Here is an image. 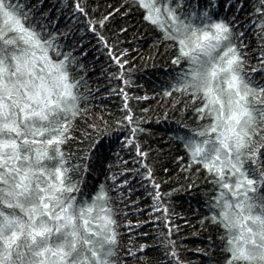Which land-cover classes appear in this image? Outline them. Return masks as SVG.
Returning a JSON list of instances; mask_svg holds the SVG:
<instances>
[{
  "label": "snow or ice",
  "instance_id": "snow-or-ice-1",
  "mask_svg": "<svg viewBox=\"0 0 264 264\" xmlns=\"http://www.w3.org/2000/svg\"><path fill=\"white\" fill-rule=\"evenodd\" d=\"M44 3L0 0V264H151L145 251L157 247L164 259L155 264H193L181 258L186 250L182 226L170 219L166 203L172 193L161 191L168 181L157 182L155 176L160 161L148 162L154 151L161 153L144 150L138 139L150 109H140L144 115L137 116L125 90L133 83L134 68L125 58L128 49L120 47L128 28L116 20L140 10L143 21L159 33L153 47L165 44L166 52H176L173 65H187L163 90L164 97H190L175 121L179 130L169 137L187 157L186 164L185 156L176 157L181 171L195 180L205 170L206 181L219 189L207 204L211 215L198 223L201 229L207 224L224 230L218 238L226 239L220 249L226 255L214 260L203 249L196 251L209 264H264V0H251V14L244 16L249 0H122L106 4L103 11L100 0H65L57 11L70 7L74 19L59 30V15L53 20ZM86 35L96 41L92 48L98 45L119 68L107 77L123 85L111 88L123 97L124 113L112 123L127 133L122 147L136 153L131 169L117 154L108 170L124 171L106 176L90 192L85 187L93 155L112 134V125L92 111L100 89L87 84ZM253 58L255 66L249 63ZM71 144L85 146L73 150ZM125 175L139 176L145 190L151 184L149 216L164 224L156 230L158 243L133 244L130 233L138 225L119 223L128 213L118 205L139 203L127 204L132 192L125 196L123 189H131V182L118 183ZM125 235L129 240L122 246Z\"/></svg>",
  "mask_w": 264,
  "mask_h": 264
},
{
  "label": "trees",
  "instance_id": "trees-1",
  "mask_svg": "<svg viewBox=\"0 0 264 264\" xmlns=\"http://www.w3.org/2000/svg\"><path fill=\"white\" fill-rule=\"evenodd\" d=\"M64 2L65 0H45L44 3L45 11L51 9L53 20L59 15L57 30L71 24L74 19V17L69 15L70 7L66 8L62 13H58L57 9ZM68 2L70 3V0ZM120 2L122 0H100V10L103 11L106 4L118 5ZM251 11V0H249L248 12L241 13V16L250 15ZM228 14L230 16L231 12ZM142 17L143 10H140L134 12L133 15L126 19L118 17L116 20V25L128 28L127 33L120 37L121 40L125 41L120 47L128 49L130 55L125 58L133 61L131 65L134 68L131 76L133 83L130 88L125 89L130 97L128 103L137 116L144 115L140 112V109H150L146 114L144 123L141 125L145 129V132L140 134L138 139L143 144L144 150L151 147L154 150H159L161 153L157 155L154 151L149 156L148 162L151 164L153 160L160 161V163L155 165L157 182L161 179L168 181L167 185H162L161 191L172 193L170 202L166 200L172 212L170 219L182 226L180 236L184 238L182 243L186 246V250H181V258L186 261H192L193 264H209L208 257L196 250L203 249L204 252L210 253L214 260L222 259L226 253L220 251V249L226 244V239L222 241L218 236L225 233L219 226H207L206 224V227L201 229L198 220L205 215H211L207 204L219 189L217 186L206 181L205 177L208 174L205 170H202L199 177L195 180L188 178L191 175L190 173L181 171L182 166L176 157L185 156V152L179 142H173L169 137L179 130L175 121L179 118L180 110L184 107V101L190 100V97H184L179 93H173L172 97L163 96V90L170 87V84L175 81L176 73L180 71L182 66L186 67L187 65L184 61L181 62V65H173L171 61L176 52L174 50L166 52L165 44L160 43L156 47H153L154 40L158 38L159 33L150 24L145 23ZM78 35L79 33H77ZM105 35L111 36L112 33L106 32ZM84 39L85 41H90L86 48V50H89V55L83 61L88 76L87 84L91 90L100 89L92 101L94 105L92 111L97 115L103 116L112 125V134L103 139V142L99 144L93 155V171L87 177L88 184L85 187V191L90 192V190H95L96 185L103 183L106 176H111L113 172L124 171V168H112L111 171L108 170L109 164L117 163V154L123 160L129 161L127 168L131 169L133 167L131 160L136 153L135 149L131 146L122 147L127 133L117 130L116 125L112 123L124 114L121 111L123 97L111 92V88L118 85L123 86L122 82L115 79L109 82L107 79L110 73H118L119 68L112 66L114 62L109 60L106 52L98 50V45L96 49L92 48V45L96 44L92 36L86 35ZM128 41H131V43ZM111 42L109 40V44ZM171 43L170 41L168 42V44ZM253 44H255V40H253ZM93 61L94 63H90ZM249 63L255 66V58L249 61ZM255 79L259 81L261 80V76L257 75ZM144 96L149 98L139 101L134 98ZM176 101H179V103L173 109L172 105ZM109 111L111 112V116L108 114ZM166 112L167 119L165 120L164 115ZM188 115L191 116V113L189 112ZM192 126L195 127L196 125L192 124ZM84 146L77 144L70 145L73 150ZM65 151H68V147L65 148ZM74 162L71 161L70 166ZM184 163H187L186 156ZM136 167H139V165H136ZM165 167L169 169L168 173L163 172V168ZM194 173L195 169L192 170V174ZM125 179L131 182V189L125 187L123 189L124 195L127 196L129 191L132 192L131 198L127 200V204L131 205L134 201H139V203L135 207L127 208L123 204L118 205L128 213L127 218H121L119 223L124 225L131 222L133 225H138L130 233L133 238V244L152 245L154 242L158 243L156 240V230L158 228L163 229L164 224L158 225L155 223V216H149V212L151 211L150 205L153 203L148 195V192L152 191L151 184L145 190L144 187H141L140 177L136 176L133 178L131 175L118 178V183L122 184ZM107 183L109 187H112L111 179ZM189 184H194L195 186L189 188ZM185 218L188 221L187 226H185ZM121 231L123 233L129 232L127 228L123 227ZM144 233H149V236L142 238ZM193 233H196V235H193ZM210 234L211 247H209ZM173 239L178 238L174 236ZM128 240L129 235H125L122 246H126ZM145 255L151 261V264H155L158 260L163 261L164 259L158 247L147 249Z\"/></svg>",
  "mask_w": 264,
  "mask_h": 264
}]
</instances>
